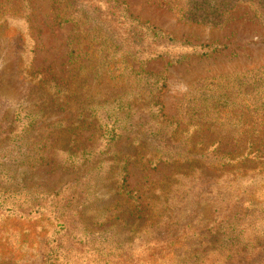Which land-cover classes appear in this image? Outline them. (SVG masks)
Segmentation results:
<instances>
[{
  "label": "rangeland",
  "instance_id": "obj_1",
  "mask_svg": "<svg viewBox=\"0 0 264 264\" xmlns=\"http://www.w3.org/2000/svg\"><path fill=\"white\" fill-rule=\"evenodd\" d=\"M118 1L133 18L177 41L215 49L201 56L205 50L193 54L184 46L178 52L190 53L179 64L168 65L167 58L146 64L165 77L160 102L167 120L179 119L186 95L205 81L256 74L264 89V25L249 6L236 5L221 26L210 27L178 16L172 7L184 0ZM52 4L0 0V187L14 192L5 208L0 205V264H264V168H255L257 161L235 160L220 171L210 167L212 156L199 155L202 177H178L169 186L172 167L133 163L126 167L125 192L115 196L110 156H93L103 161L102 179L95 182L93 171L80 184L83 170L63 169V154L40 147L55 134L50 125L74 109L64 103L60 111L39 113L40 74L63 86L73 81L78 61L96 67L93 44L76 26L58 24ZM83 75V101H101L115 91L106 76L97 83L91 73ZM224 147L236 153L230 144ZM42 149L47 157L31 166L27 157Z\"/></svg>",
  "mask_w": 264,
  "mask_h": 264
},
{
  "label": "trees",
  "instance_id": "obj_2",
  "mask_svg": "<svg viewBox=\"0 0 264 264\" xmlns=\"http://www.w3.org/2000/svg\"><path fill=\"white\" fill-rule=\"evenodd\" d=\"M239 4L249 6L254 17L264 25V0H184L172 9L182 19L219 27L226 21L228 12ZM52 10L58 24L76 26L80 35L93 44L89 48L96 58V67L78 61L73 81L64 82V88L63 82L55 77L40 74L39 78L42 89V93L37 94L39 113L60 111L64 103L74 106L70 118L50 125V133L55 134L49 143L40 147L48 146L51 151L63 154V169L83 170L78 180L80 184L88 178L87 173L93 171H97L95 182L102 179L98 172L103 161H92L93 156L101 154L110 156L106 162L110 164L108 173L115 176L112 183L115 196L125 192L126 167L133 163L152 170L159 164L172 167L166 186L176 182L178 177L201 178L203 160L199 155L212 156L210 167L220 171L240 159L257 161L255 168H264V89L257 84L258 75H233L205 81L196 87L195 94L186 95L178 111L179 119L167 120L160 102L165 77L148 71L146 64L163 58L168 59V65L179 64L188 53L196 54L197 50H205L201 56H208V51L215 50L211 45L197 47L185 40L177 41L149 23L133 18L118 0H53ZM184 46L190 47V52H178ZM70 54H75V50ZM84 72L91 73L97 83L106 76L115 91L101 101H83L81 95L87 90V77L81 76ZM38 117L34 112L31 118ZM180 124L184 127H179ZM86 133L91 135L80 143ZM131 133L134 137L120 144ZM200 135L203 137L198 139ZM227 144L236 148V153L223 151ZM37 154L27 157L31 166L47 157L44 149ZM86 163L89 168L85 171ZM237 170L242 171V168ZM9 191L12 192L0 187V205L5 202L1 208L7 206ZM62 222L65 223L66 218ZM240 261L245 263L243 259ZM240 261L237 259L236 263Z\"/></svg>",
  "mask_w": 264,
  "mask_h": 264
}]
</instances>
